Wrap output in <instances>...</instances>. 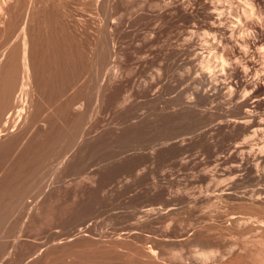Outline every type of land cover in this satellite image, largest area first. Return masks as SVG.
<instances>
[{
	"label": "rangeland",
	"instance_id": "374dc122",
	"mask_svg": "<svg viewBox=\"0 0 264 264\" xmlns=\"http://www.w3.org/2000/svg\"><path fill=\"white\" fill-rule=\"evenodd\" d=\"M0 264H264V0H0Z\"/></svg>",
	"mask_w": 264,
	"mask_h": 264
},
{
	"label": "bare ground",
	"instance_id": "6f19581e",
	"mask_svg": "<svg viewBox=\"0 0 264 264\" xmlns=\"http://www.w3.org/2000/svg\"><path fill=\"white\" fill-rule=\"evenodd\" d=\"M220 2V1H219ZM222 5V4H221ZM219 6V5H218ZM220 8H222V7H220ZM225 8V7H224ZM216 9V8H215ZM219 11V10H218ZM222 16H223V13H222ZM219 17V16H218ZM221 17V16H220ZM228 17V16H227ZM224 18H226V17H222V18H219L220 19V21H221V19H224ZM216 19H218V18H216ZM224 21V20H223ZM226 22L228 21V20H225ZM222 22V21H221ZM231 23V22H230ZM231 24H233L234 25V23H231ZM230 24V25H231ZM237 23L235 24V26H231L230 28L229 27H227V29H225V28H222L221 29V32L223 33V35H225V36H231L232 37V35L233 34H235V33H239V31L240 30H242L241 28V26L240 25H237ZM244 25V24H243ZM229 26V25H228ZM229 28V29H228ZM220 31V30H219ZM218 31V32H219ZM216 32V31H215ZM243 32V31H242ZM222 33H220L221 35H222ZM214 37H215V35H213ZM234 36V35H233ZM224 37V36H223ZM220 38H222V37H220ZM227 38V37H226ZM225 39V38H224ZM231 39V38H230ZM216 40V39H215ZM220 40V39H219ZM222 40V39H221ZM226 40V39H225ZM23 43H24V46H23V63H22V65H23V70H24V79H25V82H26V80H27V78H28V76H27V73H28V68H27V61H26V56H25V49H26V45H25V42L23 41ZM263 44V43H262ZM261 46V45H260ZM262 51V50H261ZM24 87V86H23ZM255 100V99H254ZM254 102V101H253ZM21 103V102H20ZM253 103H250L249 104V106H251ZM248 106V107H249ZM250 112V111H249ZM19 115V114H18ZM257 126H259V125H257Z\"/></svg>",
	"mask_w": 264,
	"mask_h": 264
}]
</instances>
